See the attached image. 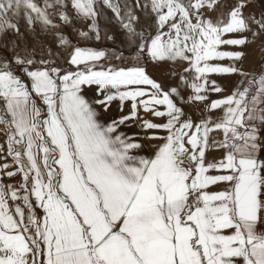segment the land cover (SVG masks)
I'll return each mask as SVG.
<instances>
[{"label":"snow or ice","instance_id":"6c2138e0","mask_svg":"<svg viewBox=\"0 0 264 264\" xmlns=\"http://www.w3.org/2000/svg\"><path fill=\"white\" fill-rule=\"evenodd\" d=\"M257 41L264 0H0V264H264Z\"/></svg>","mask_w":264,"mask_h":264},{"label":"rangeland","instance_id":"374dc122","mask_svg":"<svg viewBox=\"0 0 264 264\" xmlns=\"http://www.w3.org/2000/svg\"><path fill=\"white\" fill-rule=\"evenodd\" d=\"M37 2L42 4L43 0H37ZM99 24L101 28L102 39L99 42H96L94 40H89V41H82L81 43L87 46L97 48V49H104L109 52L110 56L113 53L115 54L123 53L124 57L128 59L132 55L131 49L128 48L125 45V43H123V41L125 40V37L122 35V30L120 29L119 24L115 21L114 16L111 13V11L105 9L101 12V16L99 18ZM24 30H25L24 24H23V21L21 20V31L23 32ZM84 30H87V29H84ZM66 31H71V30L66 29ZM107 35H113L115 39L108 40L106 39ZM26 37L30 41L33 39V37L27 33H26ZM9 38H11V35L9 36ZM250 48L251 49L248 51L249 55L254 48V44L251 45ZM249 55L247 56L246 60L249 59ZM113 63H119V61H113ZM223 63L227 64L228 61H223ZM166 67L167 65H164L163 67L159 69H152L150 67V71L152 72L153 77L157 79L158 81H162L165 84V86H167L170 83L167 75L164 72V69ZM235 77L236 79L234 78V76H230V77L212 76L211 78L215 79L219 84L228 86L229 90L221 94L211 93L210 99H219L225 95L230 94L232 88L235 86L236 82H238L240 79L239 76H235ZM164 79L167 80L168 82L167 84L165 83ZM171 82H174V81H171ZM186 111H194V110L190 107H186ZM219 114H220L219 112L214 113V115H219ZM149 118L154 119L155 122H158V123L162 122L160 118H154V117H149ZM196 118L199 119V113H196ZM161 135H163V133H161ZM214 135L216 136L217 139H222L221 133H214ZM213 155L216 156L217 159H219L223 156V151L221 150V151H217L214 153H210L209 159H211ZM18 179L19 177H17V180Z\"/></svg>","mask_w":264,"mask_h":264},{"label":"crops","instance_id":"0c3cea01","mask_svg":"<svg viewBox=\"0 0 264 264\" xmlns=\"http://www.w3.org/2000/svg\"><path fill=\"white\" fill-rule=\"evenodd\" d=\"M251 48H247L245 49V51H249ZM261 55H262V51H261V46H260V43L259 41H257L256 44H254V48L253 50L251 51L250 55H249V59L248 60H245V69L247 70H255L259 67V62H260V58H261ZM234 78L236 79V77L234 76ZM165 83L167 84V80H165ZM127 111V110H126ZM116 114L115 113V106L113 107V110L109 113H107L105 116L102 117V119H107L109 116H112ZM163 122V121H162ZM125 131H128L129 133L131 132H137L139 133L140 132V128L139 127H132L131 129H124ZM161 134V133H160ZM141 135H143V133H141ZM143 143H145L146 145L147 144H150V143H160V141H143ZM153 149L151 148H148V151L151 152Z\"/></svg>","mask_w":264,"mask_h":264}]
</instances>
